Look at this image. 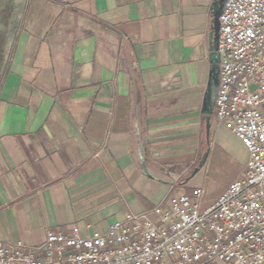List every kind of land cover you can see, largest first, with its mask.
I'll list each match as a JSON object with an SVG mask.
<instances>
[{
  "label": "crops",
  "instance_id": "1",
  "mask_svg": "<svg viewBox=\"0 0 264 264\" xmlns=\"http://www.w3.org/2000/svg\"><path fill=\"white\" fill-rule=\"evenodd\" d=\"M212 2L0 0V241L166 206L207 144L242 174L214 104L205 131Z\"/></svg>",
  "mask_w": 264,
  "mask_h": 264
},
{
  "label": "built area",
  "instance_id": "2",
  "mask_svg": "<svg viewBox=\"0 0 264 264\" xmlns=\"http://www.w3.org/2000/svg\"><path fill=\"white\" fill-rule=\"evenodd\" d=\"M218 32L213 119L245 147L242 174L207 204L196 186L104 231L0 241V264H264V0H225Z\"/></svg>",
  "mask_w": 264,
  "mask_h": 264
},
{
  "label": "rangeland",
  "instance_id": "3",
  "mask_svg": "<svg viewBox=\"0 0 264 264\" xmlns=\"http://www.w3.org/2000/svg\"><path fill=\"white\" fill-rule=\"evenodd\" d=\"M207 148L210 152H208L204 165L185 182V185L190 188L195 186L203 187L204 203L215 198L226 184L235 179L241 171L240 166L237 164L238 160L229 158L237 157L233 154L232 150L231 152H227L221 146L211 147L210 144H207L206 149ZM191 170L192 169H189L185 172L181 180H183Z\"/></svg>",
  "mask_w": 264,
  "mask_h": 264
},
{
  "label": "water",
  "instance_id": "4",
  "mask_svg": "<svg viewBox=\"0 0 264 264\" xmlns=\"http://www.w3.org/2000/svg\"><path fill=\"white\" fill-rule=\"evenodd\" d=\"M225 0H213L212 8H213V18H212V25H211V33H210V48L212 50L211 53V73L208 82V86L206 88L203 104H202V113L204 114L205 119V131L206 135L208 136L210 125H211V115H212V106L214 104L215 95L217 92L218 87V62H219V55L217 52V43H218V34H219V15L221 13L223 3ZM209 149L207 148L205 152L202 154L201 158L199 159L197 165L192 169L191 173L186 177L188 180L191 176H193L200 167H202L206 161ZM142 166L145 169V164L142 161ZM146 171V170H145ZM147 173V171H146ZM149 175V173H147Z\"/></svg>",
  "mask_w": 264,
  "mask_h": 264
}]
</instances>
